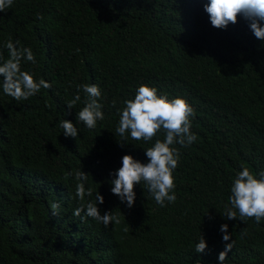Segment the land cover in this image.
Instances as JSON below:
<instances>
[{"label":"trees","instance_id":"1","mask_svg":"<svg viewBox=\"0 0 264 264\" xmlns=\"http://www.w3.org/2000/svg\"><path fill=\"white\" fill-rule=\"evenodd\" d=\"M208 2L14 0L0 13L3 60L6 42L19 41L36 59L21 69L51 84L19 102L0 86V264H219L223 224L235 240L224 264H264V219L223 218L237 173L264 171V41L242 16L226 30L214 28ZM84 84L101 91L104 119L92 130L76 119ZM142 84L183 98L195 113L196 142L174 145L177 199L166 207L141 184L128 208L109 183L123 156L147 163L144 150L164 139L163 132L150 142L115 132L119 111ZM62 120L77 127V138L64 136ZM79 170L89 174L85 188L93 193L84 201L75 197L74 175L65 179ZM98 193L101 214L112 212L119 223L73 215ZM50 203L60 204L59 215ZM201 236L203 254L194 251Z\"/></svg>","mask_w":264,"mask_h":264},{"label":"clouds","instance_id":"2","mask_svg":"<svg viewBox=\"0 0 264 264\" xmlns=\"http://www.w3.org/2000/svg\"><path fill=\"white\" fill-rule=\"evenodd\" d=\"M14 4V0H0V13H5ZM204 11L208 14L211 25L216 29L226 30L230 24L238 22V16H242L248 22L252 34L258 40L264 41V0H209L204 6ZM36 19L43 20L41 14H37ZM19 44V41L16 42ZM11 40H8L5 47L8 50L9 58L3 60L0 55V78H2V90L7 96L16 101H26L30 97L38 94L41 89H49L51 84L44 79L37 81L33 75L21 69V62L26 60L36 63L35 56L31 48H17ZM85 94L84 107L77 113V123H83L88 129H95L97 121L104 119L102 105L98 102L101 91L98 85H80ZM81 100L79 94L67 102V108L73 109L77 102ZM115 106V101H113ZM194 109L186 100L180 97L169 99L167 95H158V90L147 85H140L135 93L134 99L125 101V107L119 111V124L115 132L118 136L128 139L129 136L135 141L150 142L163 132L164 139H156L153 146L144 150L147 163H142L130 155L122 157V166L115 172L110 173L113 177L109 181L111 192L119 197L122 203H126L128 208H132L136 201L134 188L143 184L147 188L155 202L166 207L167 203H175L174 171L178 167L180 152L174 147L179 144L182 147L192 145L197 140L196 134L191 131V119L194 117ZM59 127L63 129L65 137L77 138L79 133L77 127L68 120H62ZM123 146V144H121ZM76 181L75 197L80 201L85 200V196H92V189L86 191L85 183L89 174L82 170L74 174ZM104 197L98 193L95 202H89L86 206L78 207L73 215L80 219L92 218L108 227L111 223H119V219L112 215V212L101 214L98 204H104ZM230 205V207L228 206ZM228 205H225V220H239L246 222L247 219L254 218L259 224L264 219V171L254 175L249 168L244 167L237 173L232 183L231 195ZM52 214L59 215L60 204L50 203ZM85 215L82 217L81 213ZM223 233L225 250L219 253V264H224L228 253L232 251L235 240L228 234V225L223 224L220 228ZM243 238L247 231L241 230ZM231 241V243H228ZM208 245L203 236L196 243L194 251L199 254L205 253Z\"/></svg>","mask_w":264,"mask_h":264}]
</instances>
